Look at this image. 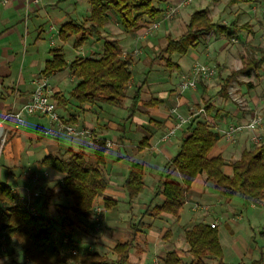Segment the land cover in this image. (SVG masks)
<instances>
[{
	"label": "crops",
	"instance_id": "1",
	"mask_svg": "<svg viewBox=\"0 0 264 264\" xmlns=\"http://www.w3.org/2000/svg\"><path fill=\"white\" fill-rule=\"evenodd\" d=\"M196 1L206 3L203 8H208L213 20L217 22L213 17L214 3L210 4L206 0ZM218 1L221 2V0ZM218 1L215 5L219 4ZM89 16L90 4L86 0H41L39 4H34L32 0H0V119L8 111L18 109L30 101L39 79L44 77L41 71L46 61L52 59L54 48L63 46L66 59L70 63L78 57L87 58L99 55L103 51L105 38L118 39L124 53L134 49L139 34L134 36L124 31L116 16H113L111 22L107 24L102 38L92 36L78 51L73 47L75 37L67 42L60 40L59 30L65 22L71 19L83 22ZM237 24L243 23L237 22ZM253 28L256 32V28ZM237 31L247 33L243 29ZM206 38L204 40L203 36L201 44L184 55L186 57L184 63L177 59L178 54L173 56V60L180 66L179 70L170 71L159 62L133 56L131 66L133 77L127 88L128 96L121 106L108 103H87L80 107L70 94L79 81L71 68L47 76L52 98L53 94L59 93L60 96L68 99L67 105H57L60 116L67 119L75 115L77 120L74 124L80 129L89 130L91 135L45 136L43 132L50 127L55 128V125L49 117L43 115L27 116L22 125L17 127L27 129L25 133L28 137H25L29 139V148L25 151L26 155H24V150L18 155L15 167H21L25 162L27 169L28 166L31 168L36 165L42 170L46 183L55 178L62 181L64 177L63 174L39 165V161L48 153L60 154L69 148L74 150L84 148L92 154V135L105 138L108 143H113V146H108L106 164L103 167L108 187L104 194L95 201V206H101L104 210L100 212L95 209L91 217L83 218L82 229L87 233L83 236L91 238L89 237L90 224L95 222V217L104 227L102 233L110 232L113 235L126 232L127 239H130L133 233L131 224L140 223L139 233L136 236V247L131 251L130 259L126 264H164L163 260L170 251L177 252L182 259V264H190L193 256L189 253L185 231L200 222L216 224L224 250L225 264H252L261 258L264 264V199L253 201L237 194L233 199L227 200L214 188L205 173L200 174L193 182L187 195V201L178 216L168 213L153 217L143 215L151 201L150 208L161 205L164 201L163 195L155 197L162 174L171 173L174 178L181 180L180 174L173 168L168 170L166 165L180 150L182 138L193 119H202L203 115H206V120L209 121L212 129L222 134L232 124L247 122L255 112H264L261 110L264 101H260L259 98L257 101L253 99V96L250 98L248 93L241 96L245 101H231L230 98L222 96L214 97L209 82L202 79L204 82H201L202 86L208 87L206 96L211 98L209 102L213 105L208 113L205 111V106L199 108L200 103L204 104V101H198L200 96L203 100V87L200 94L179 87L181 76L188 73L192 64L197 60L211 57L215 58L218 64H224L221 58L226 57L222 54L227 50L224 51L221 42L227 36L212 31L206 34ZM47 40H49L48 43ZM143 40H145L144 37ZM147 45L153 47L151 39L148 40ZM222 67L228 72V63ZM142 85V101L133 118L124 123V119L129 114L128 107L132 103L131 96ZM240 88L244 93L243 87ZM190 93L193 94V99H190ZM151 98H157L158 101L146 105L145 103L150 102ZM202 111L205 113L202 114ZM181 117H187L189 121L174 136L164 138ZM10 124L14 125V123ZM259 133L264 136V124L260 127ZM248 136L250 135L247 132H243L239 134L236 142H230L222 135L213 148L212 156L219 154L224 156L227 162L224 167L226 173L232 174L230 162L239 159L243 150L251 147L252 142ZM144 137L149 138L150 146L140 150L139 142ZM3 154L0 164L4 157ZM131 161L145 164V187L143 192L129 203L123 182L129 173ZM31 163L34 164L30 165ZM21 169L26 168L23 165ZM18 174L21 175L20 172ZM18 181L21 182V179ZM11 187L14 194H18L19 190L22 191L20 186ZM18 197L19 201L25 204L31 203V196L28 198L21 194ZM54 199L50 200V207L54 208L56 204L67 205L68 198L63 194L55 196ZM106 199L117 201V205L106 208L104 204ZM58 215L61 218V215ZM167 231L169 232L166 234ZM101 235L102 238L94 237L93 242L85 244L92 250L115 258L116 254L112 249L120 239L116 238L111 241L110 238L105 239L104 234ZM83 240L86 241L84 238ZM15 249L21 250L22 248L19 245L12 247L8 243L7 251H0L1 264H17ZM7 252H12L10 259H8L9 253ZM25 258L28 262L27 257ZM6 259H8L7 263ZM205 260L209 264L219 263V260L215 258ZM19 261L22 262L24 259L21 258Z\"/></svg>",
	"mask_w": 264,
	"mask_h": 264
},
{
	"label": "trees",
	"instance_id": "2",
	"mask_svg": "<svg viewBox=\"0 0 264 264\" xmlns=\"http://www.w3.org/2000/svg\"><path fill=\"white\" fill-rule=\"evenodd\" d=\"M238 1L230 0V4ZM90 4V16L83 22L69 20L59 30V38L67 42L75 37L73 47L78 51L92 36L102 38L106 26L116 16L124 31L131 35H138L150 22L162 18L164 9L157 3L162 0H88ZM243 29L250 35L255 30L249 22L241 25L233 21L230 25L215 22L208 8L194 10L186 24V30L178 37L167 35L166 45L155 55L153 62H159L170 71L179 70L180 66L173 60L175 54L185 55L192 48L201 44L204 35L214 31L231 37L235 30ZM234 30V31H233ZM53 57L47 60L41 74L51 76L71 68L78 83L71 90L80 107L85 104L108 103L113 106L123 105L127 98V88L132 80L133 55L124 53L118 39H104L103 51L96 57L75 58L71 63L66 59L63 46L52 50ZM259 57H248L241 54L242 67L232 70L222 79L218 94L224 98L231 97L229 87L241 73L254 71L261 77L259 71L264 69V48H259ZM203 83V81H202ZM253 88L252 83L247 84ZM143 85L138 87L131 96V105L128 107V117L124 123L133 118L139 103L142 101ZM208 87L203 85L202 99L205 111L210 112L213 105L206 95ZM57 105H67L68 99L53 94ZM151 102H157V98H151ZM65 123H74L77 118L71 115L65 119ZM182 138L181 148L171 158L166 168L177 171L181 180H177L171 173L162 174L159 179L155 197L164 196L161 205L150 208L152 201L145 209L144 216H157L162 213L179 215L181 208L187 201V195L193 182L202 173L207 175L216 190L227 200L233 199L237 194L246 199L259 201L264 199V140L251 148L244 149L239 159L230 162L232 174L224 171L227 164L223 155L212 156L211 152L221 139L222 134L212 129L208 120L193 119L187 127ZM93 153L89 154L84 148L78 150L67 149L64 153H48L39 165L48 167L53 171L63 174L62 181L57 182L58 191L51 190V194H63L68 198L67 205L56 204L54 208L61 215L60 227L64 231L72 227H82L83 218H89L95 211V201L102 196L108 187L103 167L106 164V154L109 150L108 141L105 138L92 135ZM149 138L144 137L139 142V149L149 147ZM145 164L131 161L130 170L123 182L128 201H131L143 192ZM0 232H5L9 244L12 247L21 246L27 264H126L131 256V251L136 247V236L139 233V225L131 224L132 237L126 240H118L113 246L116 257L101 253L96 250H82L78 244L73 249L62 250L55 239L48 219L40 220L29 207L13 193L12 187L0 183ZM105 207L117 205V201L106 199ZM45 207H50L44 202ZM143 224V223H141ZM148 226V224H147ZM150 226V225H149ZM169 231L166 232V234ZM185 237L189 244V253L193 256L190 264H209L205 259H218V264L223 261L224 250L220 242L218 228L208 223H197L185 231ZM79 248V249H78ZM164 264H182V259L177 252L170 251L166 254ZM263 259L252 264H262ZM26 264V263H25Z\"/></svg>",
	"mask_w": 264,
	"mask_h": 264
},
{
	"label": "rangeland",
	"instance_id": "3",
	"mask_svg": "<svg viewBox=\"0 0 264 264\" xmlns=\"http://www.w3.org/2000/svg\"><path fill=\"white\" fill-rule=\"evenodd\" d=\"M182 1L183 0H162V2H158L157 4L164 9V13L162 15V18L160 19L161 20L160 27L156 28L153 32L143 36L145 40H143V37L140 39L137 38L136 46L134 47V49L131 52H126V54L127 53L132 54L134 57L141 56L144 59H149L152 61L155 55H157L160 52V50L166 45L167 35L171 34L173 37H178L179 35H181L186 30V24L190 18L191 13L196 9H200L206 6V3L197 2L196 0H189L187 4L180 5ZM206 1L210 4L214 3L213 17L217 22L226 25H230L233 21H237L238 23L249 22L253 27L256 28V32L254 35H250L248 34V32L246 33L235 30L234 32L235 34H233V36H231L230 38L227 37L221 42L222 46L224 47L223 48L224 51L225 49L227 50L225 51V53L222 54L226 57L224 58L222 57L221 59L224 64L227 63L229 64L228 72L224 71V68L222 67L224 66V64L223 65H221L220 63L218 64L215 58L209 57L208 59L204 58L202 60L200 59L198 60L203 64L209 66L210 69L212 70L211 75L207 76L206 78H203V80L205 82L207 81L209 82L208 84L209 87L211 88V93L214 94V97L215 96L220 97L221 95L218 94V91L221 88L222 79H224L232 70H235V67L240 68L242 66L240 55L245 54L248 57H252V56L259 57L260 55L259 48L260 47L264 48V0H249L248 2L238 1L235 6L234 5L231 6L232 4L229 3L230 0H221V2H219L218 0H206ZM216 1H218L219 4L215 5ZM86 2L89 3L88 0H86ZM168 13H170V15H168ZM151 23L152 22H150V24ZM142 31L139 33V35L142 33ZM204 37H205L204 40H206L207 39L206 35H204ZM245 37L247 40L245 39ZM147 39L148 40L151 39L152 43L154 44L153 47L147 45L148 43ZM48 41L49 40H47L46 42L48 43ZM135 49L138 50V53L136 54H134ZM177 59H179L181 63H184L186 61V57L181 54L180 55L178 54ZM259 73L261 77H258L254 71H250L249 73L239 74L229 87L231 101H245L241 96L246 93L250 94V98H252L253 96V99L257 101L258 98L260 101H264V69L260 70ZM201 82L202 79L198 81L196 88H189L186 90H190V92H196L197 94H200L203 87ZM249 82L254 85L252 89L248 88L247 86ZM179 87L181 88L180 83H179ZM240 87H243L244 93H242V89ZM189 97L190 99H193V94L190 93ZM198 101H203L201 100V96L198 97ZM201 106L204 107L205 105L203 103H200L199 108ZM261 110H264V106H262ZM204 113L205 112L202 111V114ZM258 114L264 116V112L261 111L255 112L253 116ZM203 116L204 117L202 119L206 120V115ZM237 123L245 124L246 122L243 123L237 122ZM5 125L8 129V140L5 147V153L3 154L4 157L2 159V163L0 164V183L9 184L10 186H14V185L20 186L21 187L20 189H22V191L19 190L20 192H18V194L17 193L15 194L17 197L18 195L21 194L27 197L31 196L30 197L31 203L29 204L26 203V205H28L29 207L33 206L34 212L37 214L40 220L48 219L53 235L62 250H66L69 248L73 249L74 244H78L82 250H89L90 247L87 246L85 243H89L90 241L93 242L95 240L93 238L94 237L100 238L102 236L101 234L105 235L104 237L105 239L110 238L111 241L115 240L116 238H119L120 240H126L128 238L126 232H122L119 234L115 233L113 235L110 232L102 233L104 227H102L101 221L95 217H94L95 222L90 224L91 234L89 237L91 238H88V236H83L85 232L83 231L82 227L74 226L72 227V229H69L68 231L62 230L60 227V218H59L60 216L58 215L59 211H57L53 207H45L43 205L45 201L51 203L50 200H53L54 197L56 196L51 194L50 189L54 191H58L56 181L59 180L56 178L50 179V181L46 183L44 180V175L42 173V170L39 169V167H37L36 165L32 166L31 168L28 166L27 169L26 162H25L26 164L22 163V166L24 165V168L26 169H21L22 166L15 167L16 166L15 163L17 162L18 155H20L21 151L23 152V150H24V155H26L25 151L28 150L29 148V142H28L29 139L27 138L28 136L25 133L27 129L24 130L17 127L15 128L13 124H10L8 122ZM261 126L255 129L257 131V132L255 131V133H258L263 141L264 136L261 133H259ZM178 130H175L174 133H172L171 135H168V133H166L164 138H169L171 136H174ZM243 132H247L250 135L248 136V138L250 139V142H252L251 147L257 145V143H255L252 140V136L254 135L253 130L244 129ZM238 137L239 135L236 137L235 141H230V142H236ZM33 164L34 163H31L30 165ZM18 165L20 166V164ZM19 172L21 173V175L18 174ZM17 178L21 179V182L18 181ZM36 192L38 193V195L35 194ZM1 204L2 203H0V205ZM96 207L100 208L101 206H96ZM83 238L86 239V241H84ZM7 253H9L8 259H10V255L12 252L11 253L7 252ZM14 255L15 257H17L16 258L17 261H15L17 264H25V263L27 264L22 249L21 250L15 249ZM19 255L21 256L18 257ZM133 257L134 256H132V258ZM21 258L24 259V261L20 262L19 260ZM8 259H6L7 260L6 263L8 262Z\"/></svg>",
	"mask_w": 264,
	"mask_h": 264
},
{
	"label": "built area",
	"instance_id": "4",
	"mask_svg": "<svg viewBox=\"0 0 264 264\" xmlns=\"http://www.w3.org/2000/svg\"><path fill=\"white\" fill-rule=\"evenodd\" d=\"M34 4H39L41 0H32ZM189 0H183L180 5H185ZM170 15V13H168ZM161 25V20L154 21L146 28L143 29L142 33L139 35V39L153 32L156 28H159ZM138 53V50H134V54ZM212 70L209 66L203 64L200 61H196L190 71L182 75L180 80V86L182 89L196 88L199 79L206 78L211 75ZM50 84L47 76L41 77L37 83L35 90L32 93L30 101L25 103L22 107L14 110H10L6 115L0 119V159L3 154L4 147L8 139V129L6 123H14L15 127H20L27 116L30 115H43L49 117L54 127L46 129L43 133L45 136L49 135H70V136H80V135H91L89 130L80 129L74 123H65L62 121L60 114L57 111V103L50 95ZM189 121L187 117H181L179 122L175 127L168 132V135L174 133L175 130L181 129L182 126ZM264 124L263 115H255L245 124H233L228 127V129L223 131V136H225L229 141H235L236 137L244 131V129H250L254 131L252 140L259 144L262 139L258 133H255V129ZM257 132V131H256ZM108 146H113V143H108ZM38 195V193H35ZM97 211L102 212L103 207H96ZM216 224H212L215 226ZM8 248V238L5 232L0 233V251L5 252ZM1 264V262H0Z\"/></svg>",
	"mask_w": 264,
	"mask_h": 264
}]
</instances>
